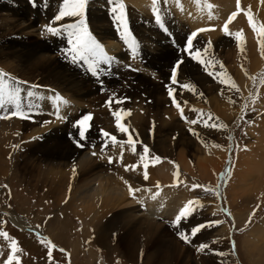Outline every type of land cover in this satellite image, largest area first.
<instances>
[{
	"label": "bare ground",
	"instance_id": "1",
	"mask_svg": "<svg viewBox=\"0 0 264 264\" xmlns=\"http://www.w3.org/2000/svg\"><path fill=\"white\" fill-rule=\"evenodd\" d=\"M41 1L46 5L48 14L39 19L35 13ZM166 1L170 8H176L179 16L181 11L184 12L185 16L182 15V18H186L189 28L206 29L193 40V45L195 49L203 50L211 42L213 46L208 48L202 59L216 61L212 49L223 46L217 50L221 51L225 43L220 36L217 39L213 37L223 33L227 18L237 12V0H201L204 5L212 3V13H206L201 2H198V8L191 6L192 0H161L155 7L161 13L163 26L151 14L154 13L153 0L120 1L127 4V26L132 30H128L129 33H137V39L133 38L135 34L130 33L131 38L136 41L135 52L122 38L120 24L113 21L114 15L110 10L113 5L109 4V0H89L85 10L88 30L109 58L97 65H104L106 69L97 67L96 76L89 69H82L71 61L66 33L59 37L46 31L47 25L59 26L68 23L66 18L54 22L62 0H52V6L47 4V0H35L34 9L30 7L32 0L29 4L27 0H0V72L7 74L5 79L9 85H14L15 81L20 82L16 86L21 89V104L26 115L31 117L26 122L10 116L9 113L10 118L0 119V176L8 178L16 173L19 181H27L34 189H40L57 205L68 206L71 214L81 221V234L90 248L92 244L104 247L115 243L123 258L140 264H170L171 244L165 234L168 226L189 200L194 202L189 206L190 210L195 209L192 213L198 210L202 202L199 198H191L192 185H184L179 179H182L180 170L190 175L194 173L187 153V148L192 144L189 136L193 131L189 129H193L197 135L207 128L203 122L193 125L182 119L180 110L168 95V89H173L174 97L180 103L185 117L189 120H207L214 125L215 118L208 113V108L219 96V102L223 103L217 101L221 108L219 112L230 124V130L231 121L242 114L250 101L256 109L264 107V98H255L258 93L264 96V80L256 95L251 93L255 76L262 75V79L264 78V36L259 31H253L245 14L251 15L257 30L264 28V0H239L240 11L228 23V29H232V32H242L240 43L236 46L242 64L236 63L234 70L244 93V99H241L238 108L227 102V99H231L230 93H222L226 83L221 84L215 75H208L209 71L225 73L224 65L221 68L222 64L215 63L206 70L204 65L191 58L185 51L188 36L182 26L184 23L173 19L174 15H170L171 9L166 7ZM131 5L136 6V9ZM31 11L35 13L32 14ZM209 12L211 15H208ZM194 14H197L195 19L192 18ZM207 16L211 18L207 20ZM73 19L75 21L76 18ZM204 38L206 41H200ZM177 65V83L173 84L171 71ZM85 75L88 77L85 78ZM184 84L191 87H181ZM158 85L163 88L159 89ZM29 92L32 93L31 96L28 95ZM141 93H144L143 96ZM114 96L122 98L124 102L115 103V107L107 105L106 101ZM150 98L153 99L152 103L151 100L147 101ZM29 105L32 106L30 111ZM240 107L243 109L239 110ZM192 109L197 111L193 112ZM120 110H123L122 120L125 119L129 124V132L141 142L136 145V154L125 145L122 159L119 145L109 144L101 152L102 145L107 141L98 130L116 135L119 140H126V134L113 132L116 127L112 112ZM85 112L93 120L89 121L86 139L81 141L79 131H75L79 129L74 127L73 121ZM198 114H202V117ZM44 119L47 121L42 125ZM62 120L60 124L59 121ZM262 121L258 125L264 133V117ZM26 128L28 130L23 133ZM96 128L99 134L95 133ZM174 130H177L176 134ZM68 133H73V141L60 143L59 136ZM54 139L56 143H52ZM255 139L257 140L256 137ZM143 145H147L150 152L141 162L139 154L143 152ZM216 147L210 148L211 154L204 158L207 161L200 159V156L197 157L196 164L202 174H206L207 166L211 165L213 168L207 172L213 173L215 178L225 165L224 161L230 158L227 150H224L225 153L222 150L221 154ZM177 148L176 161L171 160L180 164L176 166L169 162V158H173ZM250 150L257 153L254 148ZM155 151L157 152L154 153ZM155 154L163 159L155 160ZM241 155L242 159H239L243 162L240 160L238 165L243 167L235 165L233 168L238 178L235 186L231 185L234 196H239L237 191L247 182L250 184L263 180L264 185V153L260 159L249 152H242ZM109 156L113 157L111 164L108 161ZM143 163L149 164L146 170ZM107 164L111 168L114 164V170L104 168ZM125 165L140 166L135 171H126ZM27 166L33 168L34 180L26 177ZM239 168L242 169L239 171ZM110 170L112 172H108ZM145 171L148 174L147 180L144 179ZM129 186L140 191L130 196ZM197 186L200 187L199 184ZM198 192L199 189L195 194ZM12 220L19 228L28 227L24 226L29 220L26 215L17 218L13 216ZM52 230L47 232L49 239L54 237Z\"/></svg>",
	"mask_w": 264,
	"mask_h": 264
},
{
	"label": "rangeland",
	"instance_id": "2",
	"mask_svg": "<svg viewBox=\"0 0 264 264\" xmlns=\"http://www.w3.org/2000/svg\"><path fill=\"white\" fill-rule=\"evenodd\" d=\"M21 1L25 2L26 0ZM27 2L29 4L31 0H27ZM198 2H201L202 5L205 6L206 13L208 11L212 13L211 2L210 5H204L201 0H192L191 6H197L199 8L200 3ZM47 4L52 6V0H47ZM165 5L166 7L170 8V5L167 1ZM131 6L136 9V6ZM30 7L33 9L35 8L33 6V3H30ZM170 9L172 10H170V15H174L173 19L184 23L182 26L185 30V34L189 35L193 31L198 30H194L193 27L189 28L190 24L187 22L186 18H182V15L185 16L183 11H181V16H179V14L176 13V8L174 6H172V8ZM177 11L179 12L180 10L177 9ZM31 12L32 14L35 13L34 11ZM210 12L208 13V15H211ZM35 14L38 15L39 19H41L42 15L45 16L48 14L47 7L43 1H41L37 6ZM151 14L155 16V13L151 12ZM189 16H191V14H189ZM192 18H197V14H194ZM210 18V16H207V20H209ZM227 19H225V22L227 21ZM66 20L68 21V23L74 22L73 18H66ZM113 21H116L115 18ZM231 30L232 29H229V31ZM203 32H198V35L196 37H198L199 34H202ZM169 33L170 32L168 31V35H170ZM230 33L231 35L221 34L213 37L217 39L219 38L218 36H220L225 43V46L221 51L217 50H220L223 46H216L212 49V53L215 57L214 60L218 61L219 64L224 65L225 73L228 74L225 82L227 86L222 88V93H230L231 99H227L228 101H226L230 102V104L234 108H238L241 99H244V93L242 84H240V82L238 81V77H236V72L234 70H236V66L238 64H242V60L238 57L239 52L236 48V46H238V42L236 36L233 35L237 32L231 31ZM134 34V38L137 39V33L135 32ZM62 35H64V33H62L61 36ZM61 36L59 35V37ZM203 40H205V38L200 39V41ZM171 42H173V36H171ZM211 46L213 45L211 44ZM230 47L232 48L230 49ZM233 47H235L236 49ZM214 52H217V55ZM75 64H78L82 69H89L88 65H86V63L83 61L78 60L75 62ZM97 67L101 70L105 68L104 65ZM85 76V78L88 77L87 75ZM263 80L264 78L262 79V75L255 76L252 84L253 89L251 92L253 96L256 95L259 88L263 86ZM233 84L235 85V87H231V85ZM158 88L162 89L163 87L161 85H158ZM143 94L144 93H141V96H143ZM165 94L167 95V93ZM255 98H264V96L261 95V93H258ZM150 100V103H152L153 99L151 98L147 101L149 102ZM219 100L220 97H216L215 102H213V104L208 108V113L214 116V120L216 121L215 125L217 127H210V129H208L209 127H206L207 130L199 132L197 135L193 134L192 132V135L189 136L192 144L187 148V153L189 154L188 160L192 165L194 173L190 175L180 170V176L182 177V179L179 180H181L182 184L184 185H186L187 183H190L192 187L195 185L196 187H193V190H190V197L193 194L191 198H199L202 200V202H200V206L198 210H196V212L191 213V215L188 216L187 219H183L180 222L179 227H173L175 219H173L171 225L168 226L169 230L167 229L165 234L170 239L171 244V254L169 257L171 261L170 264H264V226L262 224L264 223V191H262L264 190V185H262L263 180L261 179L262 181L259 180V182H253L254 184H249L247 182L246 185H243L240 190L237 191L239 192V196H234V190L231 188V185L235 186V184L238 182L237 175L233 172L234 166L237 165V167H243L241 164L238 165V163L242 159V155L240 156V154H242V152H249V154L254 156L256 155V157L260 159V157H262V154L264 153V133L261 131L260 126L258 125L259 122L262 121V117H264V107L261 109H256L252 105V101H248L249 103L244 107V109L243 107H240L239 109L244 110L242 111V114L239 115L238 118H235L231 121L230 130V124L226 122L225 118L219 112L221 110V108L219 107V103L221 102H219ZM226 101L223 102L225 103ZM111 106L115 107L117 105L114 103L111 104ZM51 110L53 111V109ZM203 110L204 108L202 107V111ZM63 120L59 121V123L61 124ZM77 120L78 119H75L73 121L74 125ZM46 121L47 119L42 120V125H44L43 122L46 123ZM123 123L126 127L129 126V124L125 122V119ZM249 129H251L253 132H251ZM27 130L28 129L26 128L23 133H25ZM98 130L101 133L102 129ZM98 130L97 128L94 130L96 134H99ZM115 131L118 130L115 129L113 132L115 133ZM206 132L208 134H205ZM174 133L176 134L177 130H174ZM75 135L77 137V134ZM254 136L257 138V140ZM59 137L60 143H62V141H66L67 143L73 141V133L60 135ZM52 143H56V140L54 139ZM217 145H219V147H216ZM212 147H216L218 152H220L221 154H223L224 150H227L230 155V158H227L224 161L225 165L218 171L216 178L213 176V173L207 172V170L213 168L211 165L207 166L206 174H202L198 166L196 165L198 162L197 157L201 156L200 159L207 161V159L204 158L209 157L206 155L211 154L210 148ZM253 148L255 151H257V153H254V151L250 150ZM246 149L249 150L246 151ZM177 150L178 148L175 150L173 158H169V162L171 160L176 161ZM202 151H205V153H203ZM251 151L252 153H250ZM156 152L157 151H155L154 153ZM156 155L157 154H155V156ZM237 155H239L240 157ZM152 156L154 155H151V157ZM160 158L161 160L163 159L162 157ZM242 162L243 161L241 160V163ZM171 163L176 166L180 165L178 162L173 163L171 161ZM15 166L16 164L14 165V167ZM107 167H109L108 164L104 168ZM29 168L30 167L28 166L27 168H25L26 177L28 178V180H34L33 177L35 172H33V168ZM109 168L113 171L114 164H112V168ZM241 169L239 168L238 170L240 171ZM14 170H16V167ZM111 170L108 172H112ZM17 179L18 177L16 173H12L8 178H3L2 176H0V231L6 232L9 236L8 240L0 237V264H4L7 256L9 254H12L10 249L11 241L13 239L16 241L17 247L20 249L18 253H15V255L19 258L20 264H140V262L135 263L123 258L120 254L121 250L117 249L118 246H116L115 243H111L110 246L104 247L92 244L93 246L92 248H90L89 244L81 234V221L76 219L71 214L72 212L70 211L68 206H63L62 204L57 205L51 197L45 196L44 192H42L40 189H34L32 186H30L31 184L29 185V183H27V181H19V179L17 181ZM255 183H259L261 185H259L261 188L258 186V184L256 185ZM197 184H199L200 187H198ZM217 185H219L218 189ZM197 189H199V192L196 193V195L195 192ZM200 192L201 194H199ZM258 193H260V195ZM188 196L189 193L187 194V198ZM218 205L223 210V212H216V210L213 211L214 208H218ZM194 214L197 215L193 217ZM22 215H26L29 219L26 222L27 225H25L24 223V226H28L24 229L17 227L14 224L15 222L12 220L13 216H16L17 218L18 216ZM199 225H205V227L201 228L200 231L193 236L191 231L192 228ZM30 228L36 229L37 232L43 236L31 232ZM49 229H53L52 232L54 233V237L52 239H49L47 235ZM218 231L220 233H217ZM179 233L187 235L190 242H184L181 239L179 240L177 238L180 236ZM229 236L233 238V244L235 241L236 256L234 257L232 256L235 255L234 251L231 254L232 257L230 256V249H232L231 246L233 245H228V243L231 242L228 239ZM51 244L57 246V248ZM77 245L80 247H77ZM201 245H206L207 247L201 249ZM50 246L52 247L51 258L49 257ZM61 249H63L64 251H61ZM221 252L223 253V255L217 254ZM258 255H261L262 257H257ZM229 259L232 260L230 261ZM13 264H15V261L13 262Z\"/></svg>",
	"mask_w": 264,
	"mask_h": 264
},
{
	"label": "snow or ice",
	"instance_id": "3",
	"mask_svg": "<svg viewBox=\"0 0 264 264\" xmlns=\"http://www.w3.org/2000/svg\"><path fill=\"white\" fill-rule=\"evenodd\" d=\"M33 6H36L35 0H32ZM161 2V0H153V11L155 13V20L158 24L163 26V20L161 17V13L159 10L156 9L155 5L157 3ZM89 3V0H62V3L58 9V13L54 16V22H59L64 20L65 18H76L74 22L72 23H65L60 24L59 26H52L47 25L46 31L50 33L53 36H59L62 33H66L67 35V42L69 44L68 54L71 56V59L73 62L76 61H83L88 65L89 71H91L92 75H97V65L101 61L108 60V56L105 54L104 49L102 46L96 41V39L92 36V34L88 30V26L85 21V10ZM109 4L113 5L111 7V12L114 15L115 20L120 24L121 28V35L124 39L125 43L128 45V47L135 52L136 51V41L131 38V34L128 31L127 27V19L125 15V5L120 2V0H109ZM240 11V4L239 0H237V12L232 13L229 18L228 22L225 23L223 27V32L225 35H231L228 29V23H230ZM248 16V23L250 27L253 28V31H259V34L264 36V28H261L259 30L256 29L255 25L253 24L251 15H248V13H245ZM206 29H198L197 31H193L191 34L188 35L186 40V47L185 51L188 52V54L191 56L193 60H196L197 62L201 63L205 66V69L207 70L209 66H213L215 63H219L218 61H213L211 59L205 60L202 59V56L205 55L208 52V48L211 47V43L209 42L208 47L201 50V49H195L193 45L194 38L198 35V32H203ZM236 39L239 44V39L242 35V32H237ZM172 68L171 71V81L173 84L177 83L176 76H177V68ZM221 68H223V65H221ZM209 76H214L218 79V82L221 84H225L226 82V76L224 73H214L212 71L208 72ZM7 76L6 73L0 72V113H4L3 115H0V119H7L10 118V116H15L21 119H27L29 118L25 113V108L21 104V89L18 85L20 82L15 81L14 85H9L8 80L5 79ZM9 79H14L9 77ZM181 87L188 89L191 86L189 84L181 85ZM231 87H235V85H231ZM29 96L32 95L31 92L28 93ZM168 95L173 100V104L180 110L181 118L184 119L187 123L190 124H197L200 122H203L204 126L206 127H216V125L209 123L207 120H198V119H191L189 120L187 117L183 114V109L180 106V103L175 99L173 94V89H168ZM58 100L59 97H56ZM124 100L113 97L109 101H106V104L111 106L112 103H123ZM9 105L12 107L9 108ZM31 105L28 106V110H31ZM5 109H8V112H4ZM122 111H113L112 115L114 116L115 120V127L120 133H124L127 135L126 140H119L116 135H113L107 131L101 130V136L106 139V143H104L101 147V152H104L109 144L112 146L119 145L120 147V158H123L124 155V146L127 145L133 154H136V145L137 143H141L137 138H134L129 132V129L125 126V124L122 122ZM130 111V110H129ZM193 112H196V109H192ZM10 113V116H9ZM201 115L202 114H198ZM92 119V116L90 114L84 115L82 119L76 121L75 126L79 129V139L82 141L86 139V132L89 130L90 124L89 121ZM209 119H212L211 116H209ZM190 131H193V134H196L193 129H189ZM82 146V145H80ZM18 147V146H17ZM219 147V145H217ZM150 149L147 145H143V152L139 154L140 161L143 162L145 160V157L149 154ZM93 155H96L95 152H93ZM155 160H160V157H154ZM109 163H113V157H108ZM140 165H125V170H133L135 171ZM143 167L146 170L149 167L148 163H143ZM178 173H174V175H177ZM144 179H148L147 171L144 172ZM193 187H196L195 185ZM219 188V185H217V189ZM140 191V189H133L131 186H129V195H134L135 192ZM193 201L189 200L184 207L180 210L179 214L175 216V222L174 226L179 227L180 222L183 219H187L188 216L191 215L192 211L195 209L190 210V205H193ZM213 223H219V222H213ZM205 227V225H199L192 228V235L194 236L196 233L200 231L201 228ZM180 238L184 239L185 242H190L188 239V236L179 233ZM0 237H3L5 240L9 239V236L6 232L0 231ZM46 239V238H44ZM50 243V242H49ZM204 247H207L206 245H201L200 248L203 249ZM12 254H9L7 256V259L4 261V264H13L15 261V264H20L19 258L15 255V253H18L20 249L17 247L16 241L13 239L11 241V249ZM61 251H64L61 249ZM52 254V247H49V257L51 258ZM218 255H223V253H217Z\"/></svg>",
	"mask_w": 264,
	"mask_h": 264
}]
</instances>
